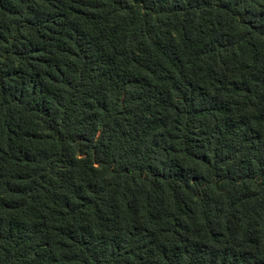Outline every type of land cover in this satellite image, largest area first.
Instances as JSON below:
<instances>
[{"label": "trees", "instance_id": "1", "mask_svg": "<svg viewBox=\"0 0 264 264\" xmlns=\"http://www.w3.org/2000/svg\"><path fill=\"white\" fill-rule=\"evenodd\" d=\"M0 264H264V0H0Z\"/></svg>", "mask_w": 264, "mask_h": 264}]
</instances>
